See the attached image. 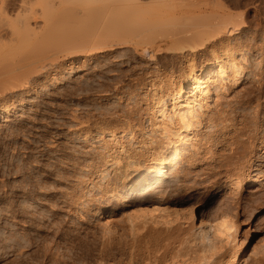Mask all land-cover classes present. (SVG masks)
Segmentation results:
<instances>
[{"label": "bare ground", "instance_id": "obj_1", "mask_svg": "<svg viewBox=\"0 0 264 264\" xmlns=\"http://www.w3.org/2000/svg\"><path fill=\"white\" fill-rule=\"evenodd\" d=\"M257 1L37 0L38 6L21 5L26 13L22 19L15 17L24 19L22 35L14 23L9 25L11 39L15 35L13 40L20 42L40 32L31 24L39 18L45 25L55 17L76 19L77 28L85 24L75 34L77 50L60 58L64 78L77 75L87 62H99L102 53L114 55L119 47L143 62L132 68L128 83L120 81L94 97L120 104L127 89L137 101L110 115H92L95 133L85 121L77 135L94 148L100 162L92 168L97 176L76 182H89L88 189L94 191L90 199L84 198L87 191L84 196L83 191L70 192L68 204L75 216L81 221L83 213L99 218L110 204L115 209L114 203L125 208L112 219L103 217L102 227L108 231L103 250L111 264H264V250L250 243V229L242 236L240 218L248 201L264 200V15ZM15 41L14 47L25 43ZM34 50V57L33 52L24 57H42L37 56L41 50ZM23 62L13 69L9 67L15 63L5 64V70H12L7 90L24 88L11 86L30 65ZM55 75L43 88L57 85ZM248 83L252 86L246 87ZM14 98L5 99L3 113L17 106ZM197 171L224 189L217 219L208 220L191 202L197 188L189 186L187 178ZM170 189L176 195L163 194Z\"/></svg>", "mask_w": 264, "mask_h": 264}, {"label": "rangeland", "instance_id": "obj_2", "mask_svg": "<svg viewBox=\"0 0 264 264\" xmlns=\"http://www.w3.org/2000/svg\"><path fill=\"white\" fill-rule=\"evenodd\" d=\"M33 1L0 0V52L2 51L0 65L3 66H0L3 68L0 70V77L2 76L0 78V264H111L108 253L105 252L106 249L103 250V244L108 240V231L103 228V217L105 220L112 219L109 217L113 213L122 214L125 208L114 203L116 204L115 209H112L110 206L112 204H110L103 210L102 217L95 218L88 213H83L81 221L75 216L76 213L69 205L71 204L70 192L74 194L77 191L79 193L83 191L80 195L84 196V192L87 191L88 194L84 198L90 199L94 191L88 189L89 182L78 186L76 182L83 176L91 179L97 176L98 172L95 173L92 168L100 162L94 148L77 135L81 134L79 129L82 122L89 121L91 125L94 124L90 121L92 115L99 117L103 114L110 115L113 114L115 108L126 110V107L137 101L127 89H125L127 93L120 104L106 99L97 102L94 101V97L103 95L97 91L110 88L120 81L124 84L128 83L133 79L131 76L134 69L132 68L142 66L143 62L137 60L135 53L123 52V47H119L114 55L108 56L102 53L99 62H87L85 68L77 75L64 78L65 75L59 69L60 58L77 50L79 45L76 44L79 41H76L78 40L76 35L79 33L76 32H82L85 29L83 27L86 26L81 24L83 27L77 28L80 22L67 17H55L49 25H45L42 18H39L38 22L32 20L31 24L33 27L40 28V32L38 29L36 36L30 39L28 37L23 41L20 39V42L25 43L14 47L15 35L11 39L13 31L9 29L11 28L9 25L14 23L12 27L16 25V28L22 31V35L25 32L22 30L25 28V23L24 19L20 20L26 14L24 6L28 7L29 3L38 6L36 5L37 0ZM256 3L261 7L264 15V1L258 0ZM41 7L36 10H41ZM18 16L21 19L15 18ZM251 20L255 22L253 8ZM62 28L68 31H63ZM66 38L71 39L68 40L70 43L66 41ZM20 42L15 41V44ZM11 43L14 49L9 45ZM44 47L48 49L44 50ZM33 49L34 51L41 50L39 52L41 54L44 51L45 55H37L42 57L32 58L29 61L24 55L31 54ZM34 54L38 53L33 52L31 55ZM45 57L46 59H42ZM25 59L30 63V65L27 63L28 67L21 70L20 75L23 73L25 75L21 76V80L17 83L13 80L11 85L23 84L24 88L7 90L9 87L7 80L11 78L12 70L8 68L5 70L4 67L8 66L5 64L15 63L13 67H9L13 69L18 64H24ZM34 59H39L41 62L34 61ZM77 65L83 66L81 62ZM36 67L39 71L35 73ZM4 73L6 76L3 77ZM56 73L55 76L59 78L57 85L43 88L48 79L51 81ZM25 80L26 82H23ZM27 83L29 84L25 86ZM245 86H252V84L248 83ZM26 87L28 89H25ZM25 91L28 92L27 95ZM13 95L17 106L5 114L2 112L3 108L8 105L5 99ZM130 97H133L131 103L126 104L125 100ZM20 101L23 103L20 104ZM261 123L264 125V120ZM93 126L92 131L95 133L97 128ZM199 174L201 173L197 171L187 178L189 186L194 190L197 188L191 202L195 203L199 214L208 220L217 219L222 213L223 201L225 202L224 189L217 188L215 180H209V177ZM163 194L176 195L172 189ZM253 200L246 201L247 204L241 211L240 218L243 223L241 234L247 237L245 234L250 229V243L264 250V200L255 199V202ZM132 210L133 208L128 209L127 213H132ZM251 250L252 246L248 249L246 257H249Z\"/></svg>", "mask_w": 264, "mask_h": 264}]
</instances>
